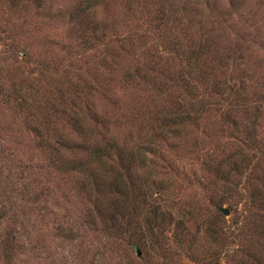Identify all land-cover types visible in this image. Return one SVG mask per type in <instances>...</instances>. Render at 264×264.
Returning <instances> with one entry per match:
<instances>
[{"label": "trees", "instance_id": "obj_1", "mask_svg": "<svg viewBox=\"0 0 264 264\" xmlns=\"http://www.w3.org/2000/svg\"><path fill=\"white\" fill-rule=\"evenodd\" d=\"M245 1L73 0L62 11L46 0H0L40 14L42 25L63 19L64 40L45 38L42 55L0 19L1 101L31 133L38 171L69 184L92 223L129 246L163 247L173 214L163 201H179L168 199L176 189L168 174L182 173L172 155L227 144L214 169L237 201L202 207L203 236L212 264H264V44L248 52L249 39L229 41L226 28ZM52 78L62 85L52 87ZM117 91L127 113L109 115L111 105L121 110ZM239 202L255 221L226 225L219 206ZM140 208L149 210L148 238L121 226Z\"/></svg>", "mask_w": 264, "mask_h": 264}, {"label": "rangeland", "instance_id": "obj_2", "mask_svg": "<svg viewBox=\"0 0 264 264\" xmlns=\"http://www.w3.org/2000/svg\"><path fill=\"white\" fill-rule=\"evenodd\" d=\"M46 1L62 11L73 2ZM169 2L178 3L179 0ZM120 13L118 9L113 15ZM29 14L30 11L9 10L0 2V19L10 20V35L30 42L33 51L39 50L43 52L41 55L44 54L48 49L44 46L45 38L64 40L63 19L57 18V21L42 25L39 24L43 20L40 14L31 17ZM213 18L214 15L209 20ZM30 22L37 25H29ZM20 24L25 25L20 28ZM226 25L229 41L240 35L249 39L248 52L256 53L253 50L264 44V0H246L244 7L239 8ZM3 35L7 37V33ZM3 40H0V49ZM84 59L81 58L79 66H85ZM14 76L18 78L20 72H15ZM81 76L86 78L83 74ZM54 79L52 87L62 85ZM4 82L7 81L0 79V84ZM117 95L121 110L117 111L111 105L106 109L109 115L127 113L128 98H124L121 91H117ZM5 104L0 97V264H212L210 243L203 236L206 213L202 212V207L209 205L210 199H236L223 189L217 174L219 170L214 169L217 162L230 152L226 147L222 149L227 144L220 147L207 144L194 153L180 150L172 155L175 166L179 165L182 173L168 174L167 182L179 188L172 195L168 194V199L177 201L179 196V201L175 205H171L169 200L163 201L173 212L172 222L164 231L163 247H132L113 231H105L102 225L93 224L87 216L85 201L71 192L69 184L63 186L48 182L45 175L38 171L36 162L39 153L34 148L32 135L21 124L20 116L16 118ZM100 106L101 101L99 109ZM125 129L129 130L128 127ZM239 178L240 185L245 183L243 176ZM242 203L237 204V209L229 210L228 215L218 208L225 216L226 225L233 227L255 221ZM221 206L228 208L226 204ZM147 216L149 210L140 208L134 216L124 217L121 226L140 238H148L150 235L145 227ZM165 220L162 222L165 223ZM178 221L179 224H175ZM159 228L158 224L155 230ZM141 254L146 256L139 258Z\"/></svg>", "mask_w": 264, "mask_h": 264}, {"label": "water", "instance_id": "obj_3", "mask_svg": "<svg viewBox=\"0 0 264 264\" xmlns=\"http://www.w3.org/2000/svg\"><path fill=\"white\" fill-rule=\"evenodd\" d=\"M219 210L221 211V212H223V214L224 215H228L229 214V210H228V208H226V207H219ZM138 254H140V253H138Z\"/></svg>", "mask_w": 264, "mask_h": 264}]
</instances>
